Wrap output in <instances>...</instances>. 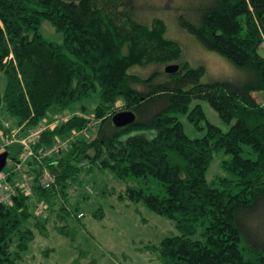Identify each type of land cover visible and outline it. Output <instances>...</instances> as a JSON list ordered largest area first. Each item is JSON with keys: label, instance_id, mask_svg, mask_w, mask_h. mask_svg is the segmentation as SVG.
<instances>
[{"label": "trees", "instance_id": "16d2710c", "mask_svg": "<svg viewBox=\"0 0 264 264\" xmlns=\"http://www.w3.org/2000/svg\"><path fill=\"white\" fill-rule=\"evenodd\" d=\"M168 1L164 8L179 28L242 71L241 78L203 81L202 65L182 61L173 74L159 69L180 59V47L165 35L162 18H138L145 8L139 0H0V73L6 80L0 106L26 129L49 114H83L43 132L34 148L73 130L89 134L39 162L27 160L33 197L47 204L49 215L59 195L66 198L71 186L82 184L83 172L152 178L163 195L127 186L116 196L174 222L177 233L144 247L162 264H264V102L255 95L264 93V0ZM44 19L62 33L61 43L43 37ZM150 67L147 75L133 72ZM93 96L97 102L89 109L83 101ZM118 100L134 112L133 123H112ZM194 100L208 102L229 128L211 123ZM181 118L204 134L188 136ZM244 145L254 158L242 154ZM220 150L230 154L222 167L234 178L209 182L207 169ZM5 151L8 162L19 161L18 144ZM43 168L54 175L47 189L38 183ZM31 199L19 193L11 205L0 203V264H16L35 231L47 235V219L33 214ZM79 207L76 202L65 213L72 216ZM100 209L92 212L95 218L103 217Z\"/></svg>", "mask_w": 264, "mask_h": 264}, {"label": "rangeland", "instance_id": "374dc122", "mask_svg": "<svg viewBox=\"0 0 264 264\" xmlns=\"http://www.w3.org/2000/svg\"><path fill=\"white\" fill-rule=\"evenodd\" d=\"M166 2L169 1L139 0L138 3L139 6L145 7L139 10L138 18L144 21H150L153 17L162 18L167 26L165 35L176 41L180 47V59L165 63L159 69L163 70L164 65L178 64L182 61L191 66L202 65L205 69L203 81L238 79L243 76L242 71L226 59L204 48L192 35L180 29L174 20L173 13L164 8ZM40 32L45 39L52 42L61 43L63 40L62 33L56 31L49 20L44 19L41 22ZM152 69L153 67L134 68L133 72L147 75ZM5 82V76L0 73V91L4 90ZM255 95L264 102V93ZM96 102L94 96L83 101L89 109H93ZM196 102L202 105L211 123L219 126L223 131L229 128V125L221 120L208 102L194 100L192 104ZM122 107L123 101L118 100L115 105L116 111L123 110ZM73 110H78V106L73 107ZM181 119L185 132L191 138L204 134V131L195 130L185 118ZM8 120L11 121L12 130H16L19 124L7 116L4 106L1 105L0 123L3 127ZM27 129L24 127L22 130ZM0 131L3 129L0 128ZM81 136L88 138L89 134L86 131L85 134L81 133ZM242 154L251 158L255 157V153L245 145ZM229 158L230 154L222 150L214 153L206 172L209 182L216 177L234 178L222 167V161ZM12 163L7 161L6 167H10ZM85 164V162L80 163V165ZM14 179L16 178H11V181L14 182ZM81 182L80 185L71 186L65 195L66 198L58 196L53 211L47 215L48 217L45 216L47 235L35 231L34 238L29 242L27 249L21 253V258L16 261V264H162L156 251L144 249V247L149 244H158L164 236L177 233L174 222L155 213L143 203L118 200L116 195L124 192L127 186L142 187L145 191L163 195L164 187L152 178L129 177L122 180L109 170L100 169L83 172ZM84 192L90 194L86 199L81 197ZM80 199L82 200L79 201ZM76 202H79V209L73 212L72 216L70 213V215L66 214L65 211L70 212L72 205ZM98 208H101L103 212L102 218H95L92 214ZM80 213L82 216L79 215ZM57 228L58 230L62 228L63 232L67 233H58ZM11 249H15V244L11 245Z\"/></svg>", "mask_w": 264, "mask_h": 264}, {"label": "built area", "instance_id": "2783aa9c", "mask_svg": "<svg viewBox=\"0 0 264 264\" xmlns=\"http://www.w3.org/2000/svg\"><path fill=\"white\" fill-rule=\"evenodd\" d=\"M74 114L83 115L79 112H69L64 111L61 113H55L46 118H43L38 125L28 128L23 131L25 127L24 124L18 126L16 130H12L11 121L8 120L4 123V128L8 129V133L4 134L0 131V153L12 145L18 144L22 153L20 154L19 161L13 162L10 167H4L0 171V203L4 205H11L13 203V198L19 193L32 197L33 201V214L36 217H42L48 215V206L44 202H38L35 197H33V177L28 175L25 171V163L30 158L40 161L42 158L62 152L67 149L69 143L72 139L76 138L80 133L85 134L86 129L78 132L73 130L67 137L56 138L52 145L39 146L34 148V145L39 142L43 132L46 130H53L57 125L66 121ZM89 115H84V117H90ZM7 163V162H6ZM15 174L16 179L11 181V174ZM39 185L47 189L54 183V175L48 168H43L42 173L38 177ZM82 216V214H79ZM46 218V217H45Z\"/></svg>", "mask_w": 264, "mask_h": 264}, {"label": "water", "instance_id": "95a60500", "mask_svg": "<svg viewBox=\"0 0 264 264\" xmlns=\"http://www.w3.org/2000/svg\"><path fill=\"white\" fill-rule=\"evenodd\" d=\"M179 70V64L171 63L164 67V71L173 74ZM112 123L117 127H123L135 121V114L131 110L118 111L111 118ZM8 152L0 153V171L5 167L7 162Z\"/></svg>", "mask_w": 264, "mask_h": 264}]
</instances>
